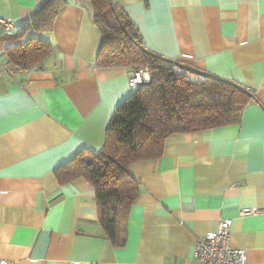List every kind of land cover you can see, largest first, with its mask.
<instances>
[{
	"label": "crops",
	"instance_id": "obj_1",
	"mask_svg": "<svg viewBox=\"0 0 264 264\" xmlns=\"http://www.w3.org/2000/svg\"><path fill=\"white\" fill-rule=\"evenodd\" d=\"M47 1L0 0V16L22 26ZM113 2L148 49L190 67L192 79L217 75L252 96L240 121L173 132L159 157L129 165L138 193L114 244L93 184L60 183L56 168L82 149L102 150L111 116L135 89L133 67L96 65L93 6L68 0L41 33L54 46L43 68L0 67V260L195 264L197 240L231 217V245L246 249L248 264H264V0Z\"/></svg>",
	"mask_w": 264,
	"mask_h": 264
},
{
	"label": "trees",
	"instance_id": "obj_2",
	"mask_svg": "<svg viewBox=\"0 0 264 264\" xmlns=\"http://www.w3.org/2000/svg\"><path fill=\"white\" fill-rule=\"evenodd\" d=\"M94 23L102 34L96 65H146L150 80L139 84L115 109L105 129L100 152L82 149L56 168L60 183L83 176L95 188L103 229L118 244L122 217L138 193V181L129 165L159 157L166 137L177 131L199 130L240 121L252 92L239 83L213 74L192 79L190 67L148 49L142 34L127 13L113 0H89ZM68 0H48L11 35L3 56L14 68H43L54 52L41 33L53 29L60 9ZM30 31L34 33H29ZM25 38L23 41H20Z\"/></svg>",
	"mask_w": 264,
	"mask_h": 264
},
{
	"label": "built area",
	"instance_id": "obj_3",
	"mask_svg": "<svg viewBox=\"0 0 264 264\" xmlns=\"http://www.w3.org/2000/svg\"><path fill=\"white\" fill-rule=\"evenodd\" d=\"M19 28L12 18L0 16V33L11 35ZM4 47L0 43V67L4 73L13 75L12 67L3 56ZM150 80V71L146 65L136 66L129 78L131 86ZM258 211V210H254ZM244 212H250L246 210ZM233 223L231 217L220 218L216 229L209 230L203 238L196 242L194 259L195 264H248L247 251L243 247H234L230 243V229ZM7 263L6 259L0 264Z\"/></svg>",
	"mask_w": 264,
	"mask_h": 264
}]
</instances>
